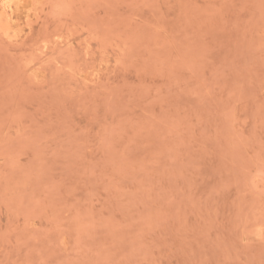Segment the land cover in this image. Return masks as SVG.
Instances as JSON below:
<instances>
[{"label": "rangeland", "instance_id": "rangeland-1", "mask_svg": "<svg viewBox=\"0 0 264 264\" xmlns=\"http://www.w3.org/2000/svg\"><path fill=\"white\" fill-rule=\"evenodd\" d=\"M0 264H264V0H0Z\"/></svg>", "mask_w": 264, "mask_h": 264}, {"label": "bare ground", "instance_id": "bare-ground-1", "mask_svg": "<svg viewBox=\"0 0 264 264\" xmlns=\"http://www.w3.org/2000/svg\"><path fill=\"white\" fill-rule=\"evenodd\" d=\"M7 3V2H6ZM2 7V6H1ZM9 7V6H8ZM1 14H2V12H1Z\"/></svg>", "mask_w": 264, "mask_h": 264}]
</instances>
